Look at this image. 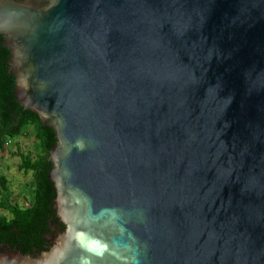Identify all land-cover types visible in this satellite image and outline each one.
I'll return each mask as SVG.
<instances>
[{
  "label": "water",
  "instance_id": "95a60500",
  "mask_svg": "<svg viewBox=\"0 0 264 264\" xmlns=\"http://www.w3.org/2000/svg\"><path fill=\"white\" fill-rule=\"evenodd\" d=\"M0 35L63 225L0 264H264V0H0Z\"/></svg>",
  "mask_w": 264,
  "mask_h": 264
},
{
  "label": "trees",
  "instance_id": "16d2710c",
  "mask_svg": "<svg viewBox=\"0 0 264 264\" xmlns=\"http://www.w3.org/2000/svg\"><path fill=\"white\" fill-rule=\"evenodd\" d=\"M0 35V153L8 141L29 133L35 141L36 152L16 151L20 159L18 168L31 172L32 198L28 206H20L10 200L7 178L0 176V247L2 245L23 254L34 249L45 250L47 235L51 232L52 204L55 197L53 184L49 179L51 163L50 149L56 143L55 133L40 123L38 116L24 109L14 94L15 76L9 73L10 51L3 46Z\"/></svg>",
  "mask_w": 264,
  "mask_h": 264
},
{
  "label": "rangeland",
  "instance_id": "374dc122",
  "mask_svg": "<svg viewBox=\"0 0 264 264\" xmlns=\"http://www.w3.org/2000/svg\"><path fill=\"white\" fill-rule=\"evenodd\" d=\"M17 150L34 156L35 141L30 133L8 141L5 150L0 153V176L7 178L10 200L24 207L29 205L32 198V176L31 172L26 173L18 168L20 159L16 155Z\"/></svg>",
  "mask_w": 264,
  "mask_h": 264
},
{
  "label": "flooded vegetation",
  "instance_id": "af4514ba",
  "mask_svg": "<svg viewBox=\"0 0 264 264\" xmlns=\"http://www.w3.org/2000/svg\"><path fill=\"white\" fill-rule=\"evenodd\" d=\"M50 222H51V225H50L51 232L47 235L48 242H47V244H45V250H47L51 246L53 238L57 235L56 228L59 227V228L63 229V225L59 223V221L55 215H53ZM45 250H43V251H45ZM35 252H41V251L34 249L31 254H29V253H25V254L33 255V254H35Z\"/></svg>",
  "mask_w": 264,
  "mask_h": 264
}]
</instances>
